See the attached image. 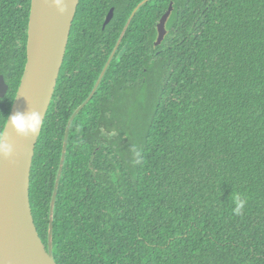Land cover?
Masks as SVG:
<instances>
[{
    "label": "trees",
    "instance_id": "obj_1",
    "mask_svg": "<svg viewBox=\"0 0 264 264\" xmlns=\"http://www.w3.org/2000/svg\"><path fill=\"white\" fill-rule=\"evenodd\" d=\"M141 1L78 4L30 175L46 247L67 121ZM30 2L0 0V74L9 85L0 132L26 62ZM73 66L75 81L65 77ZM52 245L57 264H264V0H149L138 9L71 124Z\"/></svg>",
    "mask_w": 264,
    "mask_h": 264
},
{
    "label": "water",
    "instance_id": "obj_2",
    "mask_svg": "<svg viewBox=\"0 0 264 264\" xmlns=\"http://www.w3.org/2000/svg\"><path fill=\"white\" fill-rule=\"evenodd\" d=\"M148 1L142 0L133 8L90 94L73 111L67 121L50 201L46 247L39 236L32 215L29 199L30 175L35 146L55 91L80 0H67L68 10L64 14L57 11L52 0H31L27 25L26 62L7 117L16 112L27 113L36 110L42 116V125L37 135L29 137L16 135L10 125L6 129L14 150L8 157L0 155V264H57L52 245L54 206L71 124L75 116L95 94L135 13ZM171 12L172 3L157 23L155 46L159 45L166 35L165 25ZM112 16L113 9H110L103 26L111 20ZM8 89V83L0 74V97H4Z\"/></svg>",
    "mask_w": 264,
    "mask_h": 264
},
{
    "label": "clouds",
    "instance_id": "obj_3",
    "mask_svg": "<svg viewBox=\"0 0 264 264\" xmlns=\"http://www.w3.org/2000/svg\"><path fill=\"white\" fill-rule=\"evenodd\" d=\"M57 11L64 14L68 10L67 0H52ZM11 126L14 133L19 136L29 137L38 134L42 125V116L39 111L32 110L27 113L16 112L15 114L6 117V126L0 132V155L8 157L14 150L11 137L7 134L6 129ZM245 206V201L239 197L235 200L233 212L235 215H241Z\"/></svg>",
    "mask_w": 264,
    "mask_h": 264
},
{
    "label": "flooded vegetation",
    "instance_id": "obj_4",
    "mask_svg": "<svg viewBox=\"0 0 264 264\" xmlns=\"http://www.w3.org/2000/svg\"><path fill=\"white\" fill-rule=\"evenodd\" d=\"M110 9H113V13H114V7H110ZM109 9V10H110ZM106 16H107V14H106ZM106 16H105V18H106ZM113 17V16H112ZM112 19V18H111ZM105 20V19H104ZM168 20V19H167ZM110 22V21H109ZM108 22V23H109ZM103 23H104V21H103ZM107 23V24H108ZM166 23H167V21H166ZM106 26V24L103 26V24H102V28H104ZM166 26V25H165ZM156 29H157V27H156ZM166 30H167V27H166ZM167 32V31H166ZM156 37H157V35H156ZM156 37H155V39H156ZM119 38V37H118ZM118 40V39H117ZM117 42V41H116ZM116 44V43H115ZM121 44V43H120ZM115 46V45H114ZM120 46V45H119ZM114 48V47H113ZM119 48V47H118ZM118 48H117V50H118ZM113 50V49H112ZM117 50L115 51V53H114V55H113V57H112V59L114 58V56H115V54H116V52H117ZM112 52V51H111ZM111 54V53H110ZM152 55H154L153 53H152ZM110 56V55H109ZM109 58V57H108ZM107 58V59H108ZM112 59H111V61H112ZM111 61H110V63H111ZM64 62V61H63ZM106 62H107V60L105 61V63H104V66H105V64H106ZM110 63H109V65H110ZM63 65V64H62ZM109 65L107 66V69H108V67H109ZM104 66H103V68H104ZM103 68H102V70H103ZM61 69H62V67H61ZM107 69H106V71H107ZM71 70H72V74H70V75H68V76H66V73H65V77H67V78H71L73 81H75V80H77L78 78H79V67L78 66H73L72 68H71ZM101 70V71H102ZM106 71H105V73H104V75H103V77H102V79L104 78V76H105V74H106ZM60 72H61V70H60ZM101 73V72H100ZM100 75V74H99ZM65 77H63V78H65ZM99 77V76H98ZM59 78H60V73H59V77H58V79H57V83H58V80H59ZM5 79V78H4ZM98 79V78H97ZM102 79H101V81H102ZM146 79H147V77H145V78H142V80L143 81H146ZM6 81V80H5ZM97 81V80H96ZM101 81H100V83H101ZM57 83H56V86H57ZM96 83V82H95ZM100 83H99V85H100ZM139 83V78H136V84H138ZM95 85V84H94ZM99 85H98V87H99ZM94 87V86H93ZM98 87H97V89H98ZM56 88V87H55ZM17 90V89H16ZM92 90V89H91ZM97 91V90H96ZM95 91V92H96ZM55 92V91H54ZM91 92V91H90ZM16 93V92H15ZM90 94V93H89ZM88 94V95H89ZM54 95V94H53ZM137 95H138V92H137ZM15 96V95H14ZM88 97V96H87ZM86 97V98H87ZM137 97V96H136ZM135 97V100L137 99ZM53 98V97H52ZM85 98V99H86ZM68 99H69V101H74L73 99H70V98H67V100H63V101H68ZM84 99V100H85ZM83 100V101H84ZM54 101H61V98L59 97V96H57L56 97V99L54 100ZM100 101H106V99H103V100H100ZM114 101H117V98L114 100ZM13 102V101H12ZM11 102V103H12ZM0 105L1 106H4L5 105V101H0Z\"/></svg>",
    "mask_w": 264,
    "mask_h": 264
}]
</instances>
